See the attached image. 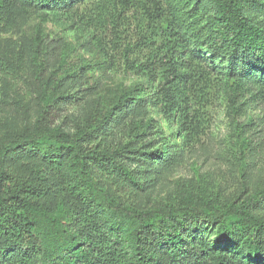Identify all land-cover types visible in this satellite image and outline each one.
Returning <instances> with one entry per match:
<instances>
[{
	"label": "trees",
	"instance_id": "16d2710c",
	"mask_svg": "<svg viewBox=\"0 0 264 264\" xmlns=\"http://www.w3.org/2000/svg\"><path fill=\"white\" fill-rule=\"evenodd\" d=\"M86 1L101 0H0V14L21 3L64 16ZM119 1L136 4L150 28L141 40L145 61L123 57L126 69L142 78L137 98L123 90L102 101L73 133L55 124L77 101L64 87L88 66L61 53L57 66L47 68L36 37V118L0 139V264H264V187L230 203L199 190L137 208L104 186L140 192L145 169L167 170L181 156L165 142L152 150L157 129L151 119L125 120L130 102L149 104L185 143L197 131L190 96L200 88L223 87L235 111L250 85L264 86V79H250L264 78V26L246 16L254 1L202 0L213 9L209 20L189 0ZM96 55L90 68L103 74L110 55ZM119 132L131 157L109 147L108 138ZM19 156L36 168L16 173L11 160Z\"/></svg>",
	"mask_w": 264,
	"mask_h": 264
},
{
	"label": "rangeland",
	"instance_id": "374dc122",
	"mask_svg": "<svg viewBox=\"0 0 264 264\" xmlns=\"http://www.w3.org/2000/svg\"><path fill=\"white\" fill-rule=\"evenodd\" d=\"M253 1L246 16L264 26V0ZM189 3L206 20L213 18V9L202 0ZM149 29L136 4L119 0L86 1L64 16L27 9L21 3L0 14V139L26 128L36 118L32 67L36 37L44 47L47 68L57 66L61 53L83 59L88 66L74 84L64 87L68 99L77 101L65 107L55 124L73 133L102 101L112 100L123 90L131 91L133 100L137 98L142 78L126 69L123 57L136 63L145 61L148 51L141 43L149 39ZM98 51L110 55V66L103 74L90 68ZM250 79L264 78L257 74ZM190 97L191 107L197 111V131L185 143L178 137L177 126H171L149 104L140 107L130 102L124 119H151L157 129L152 150L160 151V144L165 142L181 156L167 170L145 169L140 192L106 181L104 186L120 201L152 208L177 199L178 194L189 197L206 190L219 202L230 203L242 201L264 187V86L250 85L235 111L227 105L223 87L200 88ZM108 140L114 152L131 157L125 132ZM33 164L21 156L11 160L16 173L31 171L36 168ZM260 213L264 216V209Z\"/></svg>",
	"mask_w": 264,
	"mask_h": 264
}]
</instances>
